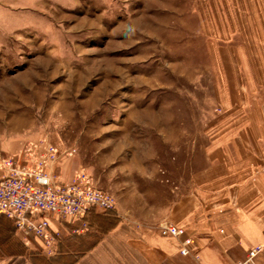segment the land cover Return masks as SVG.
Wrapping results in <instances>:
<instances>
[{
	"label": "rangeland",
	"instance_id": "374dc122",
	"mask_svg": "<svg viewBox=\"0 0 264 264\" xmlns=\"http://www.w3.org/2000/svg\"><path fill=\"white\" fill-rule=\"evenodd\" d=\"M261 118L264 0H0V178L46 139L113 221L165 218Z\"/></svg>",
	"mask_w": 264,
	"mask_h": 264
},
{
	"label": "crops",
	"instance_id": "0c3cea01",
	"mask_svg": "<svg viewBox=\"0 0 264 264\" xmlns=\"http://www.w3.org/2000/svg\"><path fill=\"white\" fill-rule=\"evenodd\" d=\"M264 125V118L258 121ZM248 124H251L249 122ZM204 162L192 181V193L177 201L170 216L113 221L100 211L61 223L53 248L40 239L21 237L14 221L0 214V264H235L247 252L264 247V130L233 133L222 146L205 149ZM64 183L69 173L55 167ZM120 218V216H117ZM116 217V218H117ZM118 219V218H117ZM107 222L106 229L100 226ZM87 223L93 233L80 232ZM173 224L193 238L195 254L183 257L178 243L160 227ZM103 233V238L97 234ZM264 264V252L257 259Z\"/></svg>",
	"mask_w": 264,
	"mask_h": 264
},
{
	"label": "built area",
	"instance_id": "2783aa9c",
	"mask_svg": "<svg viewBox=\"0 0 264 264\" xmlns=\"http://www.w3.org/2000/svg\"><path fill=\"white\" fill-rule=\"evenodd\" d=\"M29 149L32 155L25 163L9 157L4 162L6 174L0 178V214L14 221L21 237L40 239L45 247L53 248L61 237L51 229L53 218L66 223L85 218L92 210L106 213L116 209L115 197L92 186L86 174L76 175L70 183L62 182L54 171L59 151L46 139ZM87 226L84 223L79 231L85 232ZM160 233L177 241L181 256L195 254L193 238L185 228L165 224ZM263 252V246L250 249L245 259L235 264H258Z\"/></svg>",
	"mask_w": 264,
	"mask_h": 264
},
{
	"label": "trees",
	"instance_id": "16d2710c",
	"mask_svg": "<svg viewBox=\"0 0 264 264\" xmlns=\"http://www.w3.org/2000/svg\"><path fill=\"white\" fill-rule=\"evenodd\" d=\"M110 212H113V211H110ZM103 214H107V215H109V214H108V212H106V213H103Z\"/></svg>",
	"mask_w": 264,
	"mask_h": 264
}]
</instances>
